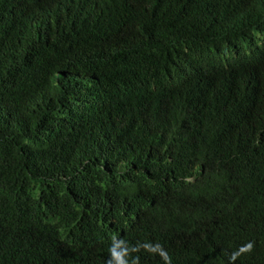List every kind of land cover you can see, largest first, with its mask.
<instances>
[{"label":"trees","instance_id":"trees-1","mask_svg":"<svg viewBox=\"0 0 264 264\" xmlns=\"http://www.w3.org/2000/svg\"><path fill=\"white\" fill-rule=\"evenodd\" d=\"M158 245L264 264V0H0V264Z\"/></svg>","mask_w":264,"mask_h":264},{"label":"clouds","instance_id":"clouds-1","mask_svg":"<svg viewBox=\"0 0 264 264\" xmlns=\"http://www.w3.org/2000/svg\"><path fill=\"white\" fill-rule=\"evenodd\" d=\"M158 247L161 249L160 255L165 260L166 264H171V259L166 253V251H164L160 245H158ZM253 247L254 243L248 242L246 245L242 246L237 252H234L230 259L234 261L241 254L251 252L253 250ZM109 251L112 252V254L115 256V259L119 261V264H125V261L120 256L116 255L114 250L110 248ZM108 264H111V262H108ZM133 264H136V262L134 261Z\"/></svg>","mask_w":264,"mask_h":264}]
</instances>
